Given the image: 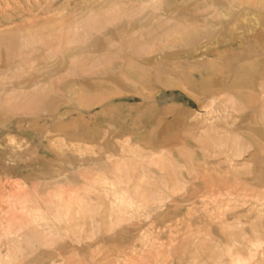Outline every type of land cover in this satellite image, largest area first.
Listing matches in <instances>:
<instances>
[{"label":"rangeland","instance_id":"1","mask_svg":"<svg viewBox=\"0 0 264 264\" xmlns=\"http://www.w3.org/2000/svg\"><path fill=\"white\" fill-rule=\"evenodd\" d=\"M0 264H264V0H0Z\"/></svg>","mask_w":264,"mask_h":264},{"label":"bare ground","instance_id":"2","mask_svg":"<svg viewBox=\"0 0 264 264\" xmlns=\"http://www.w3.org/2000/svg\"><path fill=\"white\" fill-rule=\"evenodd\" d=\"M239 48H241V46H239ZM238 50V49H237ZM213 54V53H212ZM258 56V55H257ZM30 76V75H29ZM203 77V76H202ZM203 78H205V77H203ZM98 102V101H97Z\"/></svg>","mask_w":264,"mask_h":264}]
</instances>
